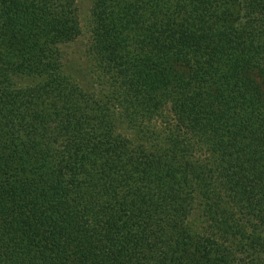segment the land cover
<instances>
[{
    "label": "trees",
    "instance_id": "obj_1",
    "mask_svg": "<svg viewBox=\"0 0 264 264\" xmlns=\"http://www.w3.org/2000/svg\"><path fill=\"white\" fill-rule=\"evenodd\" d=\"M89 1L0 0V264H264V0Z\"/></svg>",
    "mask_w": 264,
    "mask_h": 264
},
{
    "label": "rangeland",
    "instance_id": "obj_2",
    "mask_svg": "<svg viewBox=\"0 0 264 264\" xmlns=\"http://www.w3.org/2000/svg\"><path fill=\"white\" fill-rule=\"evenodd\" d=\"M78 6L80 9L81 23L84 29V33L78 38L76 42L68 44L64 47L66 54V61L70 66H75L80 69L79 65L85 67L86 57L85 49L90 41V24L87 22L90 15L91 4L89 0H78ZM81 78V77H80ZM84 79V77H82Z\"/></svg>",
    "mask_w": 264,
    "mask_h": 264
}]
</instances>
